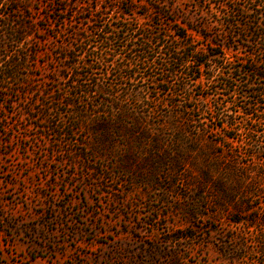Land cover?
Returning <instances> with one entry per match:
<instances>
[{"label": "rangeland", "instance_id": "374dc122", "mask_svg": "<svg viewBox=\"0 0 264 264\" xmlns=\"http://www.w3.org/2000/svg\"><path fill=\"white\" fill-rule=\"evenodd\" d=\"M216 5L0 0L7 27L32 25L26 37L17 44L8 39L0 50V60L15 52L24 57L20 81L0 77V264H264V152L249 154L256 143L243 125L197 138L179 131L181 119L170 118L189 106L201 120L190 124L215 128L222 120L212 110L226 93L188 77L187 90L177 95L175 86L165 92L152 85L157 114L143 116L148 109L111 87L115 70L133 54L119 42L106 46L93 32L102 24L106 30L125 24L160 30L169 18L191 28L204 8ZM26 12L31 18L21 19ZM188 32L189 48L212 44ZM104 47L112 65L101 60ZM161 50L150 61L154 70L130 86L162 71ZM223 50L239 62L254 58L244 45ZM224 109L237 110L230 103ZM258 128L256 140L264 146V125ZM224 145L239 152L243 164L222 163Z\"/></svg>", "mask_w": 264, "mask_h": 264}, {"label": "trees", "instance_id": "16d2710c", "mask_svg": "<svg viewBox=\"0 0 264 264\" xmlns=\"http://www.w3.org/2000/svg\"><path fill=\"white\" fill-rule=\"evenodd\" d=\"M214 1L217 4L216 10H213L212 7L204 8L206 15L201 14V20L196 22L191 28L184 27L169 18L170 23L160 30L137 27L131 24L106 30L107 24H102V26L96 25L93 32L95 31L97 38L106 46L119 42L122 44L120 47L128 48L127 50L133 54L128 57L129 61L127 64L117 67L115 70V81L111 87L113 89L116 88L117 91L121 89L123 96L133 100L135 106L148 109L146 112H141L143 116L157 114L156 111L158 109L151 107L153 103L150 96L151 90H153L152 85L162 86L160 90L165 92L170 89L168 87L175 86L176 90L174 93L177 95L180 91L187 90V77L189 81L197 84L206 80L209 86L216 85L213 87L226 93L227 100L221 101L212 110L214 116L222 120V123L217 124L215 128H208V125L203 122L202 125H192L190 124L191 122L201 121L195 118L196 109L182 106L170 115V118L177 117L184 122L179 131L181 133L192 131L193 135L198 138L201 134H214L220 128L235 129L236 125H241V128L243 125L244 134L252 142L256 143L254 150L250 147L249 154L256 157L257 155L261 156L264 152V146L256 140V137L259 132L258 125H264V108H260L264 100V86H262L264 85V0ZM29 13L26 12L20 18L30 19L32 14ZM5 15L6 13L2 11L0 26L6 29V33L4 34L0 30V50L4 48L8 39H12L17 44L21 38L26 37L28 34L27 29H31L32 26L28 24V28H26V23L22 21L20 26L15 23H9L7 27V24L3 21L9 17V14L6 17ZM209 24L214 25L213 30L210 29ZM188 29L195 30L203 35L204 38L212 39V44H207L203 48H189L192 36H190ZM82 35L84 39L88 38L89 40L88 33ZM171 37L179 42L180 45L174 41L170 42L169 39ZM243 45L249 47L251 55H254L251 61L241 59V62H239L226 57L223 50L224 47L230 48ZM161 48L165 49V55L167 56H164V60L161 63L162 71L157 72L158 74L145 76L149 83L143 86H130L132 85L129 84L130 82L133 84L138 80L140 82L144 78L141 77L142 73L149 68L152 69L153 65H151V62L154 63L156 61L155 57L162 53ZM107 49H110V47L103 48L101 60H104L106 65H112L111 57L113 55ZM69 53H72L74 57L78 56L72 50ZM23 60L24 57L19 56L16 52L8 56L7 60L1 58L0 77L2 80L20 81L21 72L19 69L23 65ZM208 62H210V66H208ZM248 64L250 67L247 66ZM186 68H188V73L185 71ZM177 76L183 80L179 81L176 79L173 82L169 79ZM253 77L256 80H253ZM68 78L70 79L71 76ZM76 86H81V83L78 81ZM97 86L101 85L98 84ZM130 90L132 91L131 93L129 92ZM229 103L235 106L237 110L233 112L226 111L224 108ZM112 105L117 107L120 113L126 112V108L120 107L118 102ZM141 113L139 112V115L142 116ZM238 119L241 120L238 121ZM229 138L232 139L233 137ZM218 155L221 162L225 165L238 166L243 164L241 163L242 156L232 147L226 148L224 145ZM256 220L257 218L251 220V222L254 224ZM237 222H240V219Z\"/></svg>", "mask_w": 264, "mask_h": 264}]
</instances>
